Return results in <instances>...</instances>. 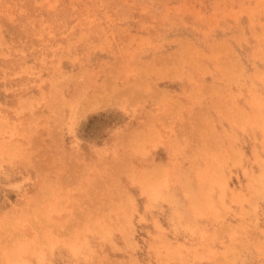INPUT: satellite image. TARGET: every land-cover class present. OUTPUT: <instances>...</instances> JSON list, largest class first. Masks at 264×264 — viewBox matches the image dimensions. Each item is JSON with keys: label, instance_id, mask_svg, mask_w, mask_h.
Segmentation results:
<instances>
[{"label": "rangeland", "instance_id": "1", "mask_svg": "<svg viewBox=\"0 0 264 264\" xmlns=\"http://www.w3.org/2000/svg\"><path fill=\"white\" fill-rule=\"evenodd\" d=\"M0 264H264V0H0Z\"/></svg>", "mask_w": 264, "mask_h": 264}, {"label": "bare ground", "instance_id": "2", "mask_svg": "<svg viewBox=\"0 0 264 264\" xmlns=\"http://www.w3.org/2000/svg\"><path fill=\"white\" fill-rule=\"evenodd\" d=\"M128 91H129V90H128ZM116 94H117V93H116ZM124 97H125V96H124ZM117 99H119V98H117ZM113 101H114V99H113ZM113 101H112V103L114 104V102H113ZM116 103H117V102H116ZM113 104H112V105H113ZM76 115H77V114H76ZM76 117H77V116H76ZM76 119H77V118H76ZM107 210H108V209H107ZM43 214H44V213H43ZM33 221H34V220H33Z\"/></svg>", "mask_w": 264, "mask_h": 264}]
</instances>
